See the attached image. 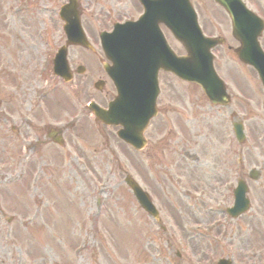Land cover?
I'll use <instances>...</instances> for the list:
<instances>
[{"label":"rangeland","instance_id":"374dc122","mask_svg":"<svg viewBox=\"0 0 264 264\" xmlns=\"http://www.w3.org/2000/svg\"><path fill=\"white\" fill-rule=\"evenodd\" d=\"M28 1L29 4L25 5L22 0H0V65L5 64L6 73H12L22 85V93L14 97L15 104L20 97L29 94L31 87L39 84L33 82L31 74H41L38 69L47 64L45 43L42 45L44 41L39 32L44 28L48 30L49 44L56 41L60 32L54 14L57 5L62 3L60 0ZM86 1L81 0V7L89 6L91 0ZM246 2L264 18V0ZM192 3L204 34L222 36L226 40L224 46L214 51L217 72L228 83L234 97L238 95L237 98L244 101V106L239 105L238 99H233L227 109L212 110L197 89L181 85L168 75L161 76V81L165 80L162 99L171 105H165L164 109L166 138H170V150H178V144L173 143L179 139L171 136L177 131L185 139L183 143H190L192 148L189 149H194V153L197 149L196 153H200L199 162L191 165L195 169L194 175H185V182L196 191L204 190L205 193L208 190L203 183L206 180L202 175L203 160L212 162L209 174L217 177L212 178V185L219 187L226 180L230 187H234L239 174L236 161L242 151L241 175H245L249 189V211L235 220L223 221L221 216H209L195 210L194 205L191 207L192 201L176 194L174 166L164 164V161H174L177 156L165 154L161 163L153 158L150 179L145 172L149 163L145 152L134 153L116 139L113 129L98 130L83 119L65 134L63 148L47 143L36 149L34 173L43 179L37 183L35 193L27 190L21 194L20 209L13 208L15 196L6 192L3 198L0 195V205L7 213L6 218L0 220V226L6 224L7 219H15L9 226L12 228L7 232L9 237L0 233L1 263L214 264L217 259L228 258L233 264H264L262 259L254 257V251L264 244V165H261L264 159V108L261 107L260 88L254 75L228 50V46L232 49L236 45L230 38L225 14L210 0H192ZM15 7L20 8L17 15L13 14ZM45 7L49 12H45ZM82 21L87 38L97 46L96 33L100 24L85 16ZM165 36L169 46L177 54H182V48L168 32ZM5 79L1 76L0 86L4 87L5 100L9 101V86L16 83ZM56 96L49 99V103L56 104L61 100ZM193 103L196 105L192 106ZM236 113L245 121L248 142L242 148L238 147L231 133L224 134L227 118L231 122L233 117L240 119ZM184 119L189 122L184 123ZM178 123L184 128L181 134ZM1 160L6 162L5 158ZM252 169L263 170L261 179L252 182L246 177ZM165 174L175 187L160 192L158 185L166 180ZM126 175L141 187L150 185L154 189L157 205L162 211L160 223L163 229L160 231L133 200L123 183ZM26 177V185H29V170ZM221 194L219 188L211 197L216 200ZM215 221L224 227V231L219 227L217 232L220 233L214 231L212 237L195 236V232L187 228L194 223ZM77 245L83 246L78 254L74 253Z\"/></svg>","mask_w":264,"mask_h":264},{"label":"flooded vegetation","instance_id":"af4514ba","mask_svg":"<svg viewBox=\"0 0 264 264\" xmlns=\"http://www.w3.org/2000/svg\"><path fill=\"white\" fill-rule=\"evenodd\" d=\"M104 2H105V0H94V6L95 7L100 6L101 3H104ZM130 4L138 7V5L133 1H131ZM110 6H111V8L109 9V11L105 10L106 15L109 17L112 16V17H116L118 19H121L124 16H126V14L128 15L130 13H133V10L128 11V6L125 3V0H110ZM135 6H132L131 8L134 9V8H136ZM138 11L140 12V10H138ZM88 53H90L89 55H92V52H88ZM93 55H94V53H93ZM82 60H83V63L88 66L89 69L91 67L96 68L95 65L97 64V62H99L98 58H96V57L91 58L89 56L83 57ZM7 77L8 76H6L5 81L10 82V79H8ZM11 77H13V76H11ZM12 82L13 83L15 82L14 78H13ZM13 88H14L13 93H12L13 98L15 97V95L17 93H22L20 85H16V86L14 85ZM76 92H77V95L82 97L83 100L89 99L88 97H90L99 105H104L106 103V99L110 95V91L104 83L102 84L101 90L97 91V93L95 95L88 94L85 82H83L81 86L78 83H76ZM12 97L9 96L10 99H12ZM20 98H21L20 106H17L15 108V111H12L11 108L4 106L5 95L1 96V101H0V105H1L0 106V108H1L0 119H1V121H0V123L2 122L1 125H3V127H2L3 132H1V140L0 141H1L2 151L5 153L6 148H7V146H9L10 143H11L12 149L14 151V156H13V158H10V159H6V154H3V158H5L6 162L3 163L2 160L0 159L1 172L4 174V171L8 170V168L5 166L13 167L14 172L9 174L7 177L0 175V185L2 183H4L7 179H11V177L15 176L16 173H19V174L21 173V170L18 169L21 167V161L18 160L19 156L15 154L18 147L21 146V142L23 140L24 141L27 140L28 137L31 136L32 134L37 135L38 130H43L45 128L43 125L42 126L36 125L37 124L36 121L38 120V115L34 114V107H36V109L41 110V118H40L41 122H47V121L53 122V105L49 104L50 97H47V96L45 97V100H44L45 107L44 108L37 106V104H33V97L32 96H29V100L32 101L31 105L33 106V108L31 107V105L28 104V96L24 95ZM11 101L12 100H10L8 102L11 103ZM26 103H27V105H25ZM24 105H25V107H24ZM32 110H33V113L31 115ZM6 118H8L10 120L9 123L7 122ZM6 125H8V131L10 130V132H11L9 135L7 134ZM161 127H162V125L160 122H153L151 125H149V127H148L149 130L147 129L149 131L145 137L146 138V146H145L146 150L145 151L147 152V156H148V153L154 155L153 154L154 152L160 151L161 148L164 147V138L162 136ZM45 130L50 132L51 128L50 129L46 128ZM184 145H185V148L188 147V144L184 143ZM209 146H210V144H209ZM179 147L180 148L177 150L178 153L182 152L181 151V149L183 148L182 142H180ZM210 151L212 152L211 146H210ZM195 152H197V149L195 150ZM200 152H201V149H200ZM185 153H189V152L185 151V152H183V154H179L178 158L173 162V165L175 168V170H174L175 176L177 178L185 177V175H187V174H193L194 175V173H195V169L192 168V166H191L194 164V162L192 161L193 159L190 156H187ZM193 154H194V150L190 151V155H193ZM181 157H183V158L181 159ZM166 165H168L167 167H171V165L168 162L166 163ZM20 176L21 175H17L18 178H20Z\"/></svg>","mask_w":264,"mask_h":264},{"label":"water","instance_id":"95a60500","mask_svg":"<svg viewBox=\"0 0 264 264\" xmlns=\"http://www.w3.org/2000/svg\"><path fill=\"white\" fill-rule=\"evenodd\" d=\"M216 1L219 2L220 4H222L227 9V11L229 12L231 19L233 21V26H235L234 28L236 30H238L239 25L237 24V22H234V19H237L239 17H245L247 19L253 20L252 17L248 13H246V11H244V9H242V7L240 6V4L238 3L237 0H216ZM165 2H166V12H165V18H166L167 15L169 14V12L171 11V9L173 8V6L176 5L179 2V0H165ZM162 7H163V5H162ZM193 28H194V31L196 32V29L194 27V23H193ZM263 60H264V58H263ZM190 62L192 63L191 59H190ZM208 66H209V62H208ZM255 69L258 72L259 77H260V79L263 83V86H264V61H258L257 65L255 66ZM202 71L203 70L188 72L186 74V76H188L191 81L199 82L202 85V87L207 91H209L211 89L215 90L216 88L212 87L211 83L217 82V80L214 77V75L212 74V71L209 70V71L205 72L204 76H201ZM213 94L218 95L217 92H215ZM222 94H223V90H222ZM207 95H212V93L209 92V94H207ZM107 116H108V114L104 115L103 120L109 121L110 117H107ZM111 122L112 123L120 122V120L117 117H115V119L114 120L112 119ZM124 128H125V131L123 132L124 138L128 142L132 143L133 146L135 145L134 146L135 148H139V145L138 146H136V145L138 143L140 144L141 143L140 141H142L141 134H142L143 128L142 127L140 128L139 126H135L134 128L124 126ZM126 137L129 139L137 140V142L134 143L131 140L127 139ZM126 183L133 190V193L136 195L141 206L143 208H145V201L146 200H145L144 196L141 194V192L139 191V189L136 187V185L129 178L126 179Z\"/></svg>","mask_w":264,"mask_h":264}]
</instances>
